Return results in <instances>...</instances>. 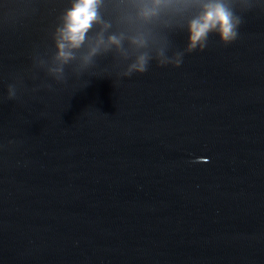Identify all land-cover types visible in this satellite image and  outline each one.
Masks as SVG:
<instances>
[{
	"label": "water",
	"instance_id": "water-1",
	"mask_svg": "<svg viewBox=\"0 0 264 264\" xmlns=\"http://www.w3.org/2000/svg\"><path fill=\"white\" fill-rule=\"evenodd\" d=\"M244 20L179 68L0 99V264H264V12ZM52 22L0 0V96L43 79Z\"/></svg>",
	"mask_w": 264,
	"mask_h": 264
},
{
	"label": "clouds",
	"instance_id": "clouds-1",
	"mask_svg": "<svg viewBox=\"0 0 264 264\" xmlns=\"http://www.w3.org/2000/svg\"><path fill=\"white\" fill-rule=\"evenodd\" d=\"M45 6L53 22L45 42L33 46L28 69L31 80L43 79L29 89L23 77H14L0 99L18 100L22 90L51 91L86 75L130 78L153 65L179 68L213 36L224 46L236 42L245 14L264 12V0H45ZM22 7L37 11L33 3Z\"/></svg>",
	"mask_w": 264,
	"mask_h": 264
}]
</instances>
